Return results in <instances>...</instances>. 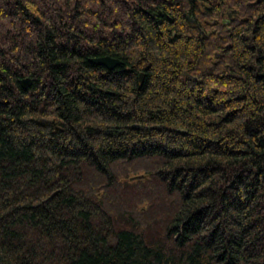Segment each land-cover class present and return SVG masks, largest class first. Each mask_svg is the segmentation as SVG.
Wrapping results in <instances>:
<instances>
[{
  "label": "trees",
  "instance_id": "1",
  "mask_svg": "<svg viewBox=\"0 0 264 264\" xmlns=\"http://www.w3.org/2000/svg\"><path fill=\"white\" fill-rule=\"evenodd\" d=\"M0 264H264V0H0Z\"/></svg>",
  "mask_w": 264,
  "mask_h": 264
},
{
  "label": "water",
  "instance_id": "2",
  "mask_svg": "<svg viewBox=\"0 0 264 264\" xmlns=\"http://www.w3.org/2000/svg\"><path fill=\"white\" fill-rule=\"evenodd\" d=\"M91 60L95 63L103 64L108 68H113L114 66L121 63V60L119 58L111 56V55L93 57V58H91ZM20 82H21L22 86L27 87L31 84V78L28 76L23 77L20 80Z\"/></svg>",
  "mask_w": 264,
  "mask_h": 264
},
{
  "label": "flooded vegetation",
  "instance_id": "3",
  "mask_svg": "<svg viewBox=\"0 0 264 264\" xmlns=\"http://www.w3.org/2000/svg\"><path fill=\"white\" fill-rule=\"evenodd\" d=\"M104 55H110V54L94 55L93 57L104 56ZM111 56H113V55H111ZM114 57H116V56H114ZM117 58H119V57H117ZM119 59H120V58H119ZM120 60H121V59H120ZM118 65H119V64H118ZM116 66H117V65H116ZM116 66H114V67H116ZM105 67H106V66H105ZM114 67H113V68H114ZM106 68H108V67H106ZM113 68H108V69H113ZM143 76H144V72H143V71H140L139 74H138V77H139L140 81L143 80ZM96 89H97V90H102V88H101L100 86H97Z\"/></svg>",
  "mask_w": 264,
  "mask_h": 264
}]
</instances>
